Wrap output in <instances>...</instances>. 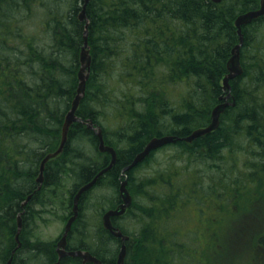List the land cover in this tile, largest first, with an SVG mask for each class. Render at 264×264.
Wrapping results in <instances>:
<instances>
[{
  "label": "trees",
  "instance_id": "16d2710c",
  "mask_svg": "<svg viewBox=\"0 0 264 264\" xmlns=\"http://www.w3.org/2000/svg\"><path fill=\"white\" fill-rule=\"evenodd\" d=\"M259 3L91 0L86 13L92 70L77 112L84 122L72 125L64 152L47 164L43 189L37 191L40 163L59 147L77 95L84 0H0V264H9L12 256L13 264L58 262L57 242L36 236L38 207L57 206L67 222L78 189L111 162L110 154L100 152L96 132L85 124L88 120L102 128L118 159L82 196L67 248L89 251L105 264L117 263L122 241L104 228L102 216L122 203L123 168L152 138H185L211 123L213 109L228 94L223 79L239 42L235 20ZM243 33L244 73L231 81L236 105L227 108L213 133L169 145L186 163L182 174L173 178L175 170L168 168L139 181L135 172L156 152L129 171L133 204L124 216L113 219L130 236L126 264L179 260V252H185L180 247L185 246L176 241L179 232L170 223L191 205L201 206V198L210 194L199 167L220 160L224 150L247 163L237 190L264 187V17L244 26ZM66 181L72 183L67 190ZM90 210L95 213L88 215ZM20 214L22 246L17 249ZM128 217L137 230L121 224ZM61 264L82 260L65 258ZM191 264H197L194 257Z\"/></svg>",
  "mask_w": 264,
  "mask_h": 264
},
{
  "label": "rangeland",
  "instance_id": "374dc122",
  "mask_svg": "<svg viewBox=\"0 0 264 264\" xmlns=\"http://www.w3.org/2000/svg\"><path fill=\"white\" fill-rule=\"evenodd\" d=\"M180 154L174 145L166 146L156 151L152 160L137 170L135 176L141 181L171 168L175 170L173 178H176L179 172L182 174L180 168L186 164ZM204 165L199 168L210 194L204 200L201 198V206L197 203L191 205L170 223L171 229L179 232L180 239L176 241L185 246L180 247L185 252H179V260L175 264H191L193 257L197 264H264V187L237 190L236 182L240 184L243 181L241 174L246 171L247 163L241 157L228 154L226 150L222 152L220 160ZM65 185L67 190L72 183L66 181ZM94 204L91 200V207ZM38 208L37 238L58 243L67 224L62 218L64 213L52 205ZM92 211H88V215L95 213ZM121 221L128 231H135L139 227L130 217ZM180 259H187L188 262Z\"/></svg>",
  "mask_w": 264,
  "mask_h": 264
},
{
  "label": "water",
  "instance_id": "95a60500",
  "mask_svg": "<svg viewBox=\"0 0 264 264\" xmlns=\"http://www.w3.org/2000/svg\"><path fill=\"white\" fill-rule=\"evenodd\" d=\"M91 0H84L83 10L79 14V20L81 22H86L85 25V31H84V44L82 47L81 55H80V70L78 73V79H79V86L77 90V95L75 96L73 103H72V109L67 115L65 122L62 127V138L60 145L58 149L54 152H51L46 155V157L41 161L40 168H39V177L37 179V182L39 184L38 189L41 188V186L44 183V172L46 165L49 162L54 161L57 159L62 153L64 152V149L69 141V132L72 127V125L75 122H83V120L79 117H77V111L79 109L80 103L83 99V97L86 94L87 89V82L90 80L91 77V70H92V54L91 50L89 48V21L86 13V7L88 3ZM213 3H220L223 0H211ZM264 16V0H261L259 8L245 12L237 17L235 20V27L237 28L238 36H239V43L233 48L232 50V57L228 61L227 68H228V74L225 76L223 80V88L225 91H228V94L224 97H221L220 100H225V102L218 104L212 111V120L211 124L205 128H198L195 129L190 136L187 138H180L175 135H165L161 137H154L152 138L144 148V150L136 155L134 158L133 164L129 165L125 168L123 172V178L120 180V186H119V194L122 198V204L118 207L116 211H110L108 214H106L104 219V225L107 228V230L113 232V223L111 220V216H121L123 215L126 210L132 205L133 197L130 193V190L128 188V179H127V171L133 166L137 165L140 162H143L145 159H147L154 151L163 148L170 144H175L178 141H184L186 143H192L194 139L204 137L207 134H210L211 132L215 131L220 124L221 116L226 112L228 107H233L236 105L235 100L233 99V102H229V99L232 98V87L230 82L240 76L243 75L244 69L241 64V48L244 44V34H243V26L251 24L253 21L260 19ZM87 126L89 129H92L96 132L97 137L99 138V150L102 153H108L111 155V162L110 164L103 168L98 174L87 184L82 186L79 189L78 195L76 197V202L78 201V198L86 191L94 187L100 178H102L105 174H107L116 164L117 162V152L112 146H107L104 141L103 137V130L101 127H96L92 120H88ZM31 195L28 197V202L31 199ZM75 212L77 214V204L75 205ZM74 220H70L68 224L65 227L64 234L58 243V251L60 254V257H64L66 255L70 256H81L85 259V262L88 261H94L96 264H102L100 261L94 259L87 253L82 252H70L66 253L64 252V249L66 248L68 244V236L72 230V224ZM116 236H121V233L113 232ZM125 239V238H124ZM127 255V248L124 245L122 248V251L118 257L117 264H125V259Z\"/></svg>",
  "mask_w": 264,
  "mask_h": 264
},
{
  "label": "bare ground",
  "instance_id": "6f19581e",
  "mask_svg": "<svg viewBox=\"0 0 264 264\" xmlns=\"http://www.w3.org/2000/svg\"><path fill=\"white\" fill-rule=\"evenodd\" d=\"M224 1V0H223ZM222 1V2H223ZM221 3V2H220ZM89 4V3H88ZM217 4H219V3H217ZM84 5V4H83ZM88 6V5H87ZM86 9H87V7H86ZM82 10H83V7H82ZM82 10H81V12H82ZM253 10H255V9H253ZM250 11H252V10H250ZM89 48H90V45H89ZM82 51V50H81ZM92 60H93V58H92ZM225 78V77H224ZM87 84H88V82H87ZM230 84H231V82H230ZM231 87H232V85H231ZM224 89V88H223ZM225 91V90H224ZM86 92H87V89H86ZM225 92H228V91H225ZM86 95V94H85ZM222 97H224V96H222ZM84 98V97H83ZM83 100V99H82ZM82 102V101H81ZM81 104V103H80ZM80 107V106H79ZM72 109V108H71ZM79 110V109H78ZM71 111V110H70ZM69 111V112H70ZM78 112V111H77ZM69 114V113H68ZM67 114V115H68ZM67 117V116H66ZM77 117H79L78 115H77ZM80 118V117H79ZM82 119V118H81ZM83 120V119H82ZM84 122V121H83ZM75 123H79V122H75ZM74 123V124H75ZM211 124V123H210ZM209 124V125H210ZM208 125V126H209ZM219 126H220V124H219ZM207 127V126H206ZM202 128H205V127H202ZM219 128V127H218ZM217 128V129H218ZM216 129V130H217ZM92 130V129H91ZM215 130V131H216ZM214 132V131H213ZM213 132H211V133H213ZM210 133V134H211ZM208 135V134H207ZM206 136V135H205ZM103 137H104V133H103ZM185 138H187V137H185ZM99 139V138H98ZM182 139H184V138H182ZM198 139V138H197ZM196 139H194V141H195ZM104 141H105V139H104ZM193 141V142H194ZM105 144H106V142H105ZM107 145V144H106ZM107 146H109V145H107ZM146 147V146H145ZM114 148V147H113ZM115 149V148H114ZM116 150V149H115ZM144 150V149H143ZM101 152V151H100ZM117 152V151H116ZM142 152V151H141ZM140 152V153H141ZM139 154V153H138ZM137 154V155H138ZM46 157V156H45ZM44 157V158H45ZM136 157V156H135ZM118 159V158H117ZM146 160V159H145ZM144 160V161H145ZM133 161H134V159H133ZM133 161L129 164V165H132L133 164ZM143 161V162H144ZM143 162H140L139 164H137L136 166L135 165H133L130 169H129V171H131L133 168H136V167H138L140 164H142ZM50 163V162H49ZM117 163V162H116ZM116 165V164H115ZM129 165H127L126 167H128ZM47 166V165H46ZM126 167H124L123 168V170H122V176H123V172H124V170H125V168ZM45 170H46V168H45ZM129 171H127V178H128V173H129ZM44 178H45V172H44ZM38 183V182H37ZM87 184V183H86ZM85 185V184H84ZM84 185H82V186H84ZM81 186V187H82ZM96 186V185H95ZM94 186V187H95ZM42 187V186H41ZM80 187V188H81ZM94 187H92L91 189H89L88 191H86V192H84L79 198H78V201L76 202V197H77V195H78V192H79V189H78V191H77V193H76V195L74 196V198H73V210H72V215L69 217V219H68V221H67V224H68V222L70 221V220H74V222H73V224H72V228H73V225H74V223H75V221L76 220H78V217H79V211H80V201H81V198H82V196L84 195V194H86L87 192H89L90 190H92ZM41 189V188H40ZM43 189V188H42ZM41 189V190H42ZM37 191H39V189L37 190ZM30 196V195H29ZM28 196V197H29ZM31 196L33 197V194H31ZM28 197H27V199H28ZM31 197V198H32ZM133 197V196H132ZM69 198V197H68ZM65 199H67V198H65ZM31 200V199H30ZM30 200L28 201V202H24L23 204H22V207L24 208V207H26L27 205H28V203L30 202ZM68 200V199H67ZM65 204V203H64ZM66 204H67V201H66ZM77 204V214H76V212H75V205ZM122 204V203H121ZM120 204V205H121ZM132 204H133V202H132ZM119 205V206H120ZM67 206H68V204H67ZM119 206H117L116 208H112V209H109V210H107L105 213H104V215H103V218H102V223H103V226H104V228L107 230V228L105 227V225H104V219H105V216H106V214H108L110 211H116L117 209H118V207ZM132 206V205H131ZM130 206V207H131ZM129 207V208H130ZM46 208V207H45ZM52 208V207H51ZM69 208V207H68ZM128 208V209H129ZM43 209V208H42ZM41 209V210H42ZM53 209V208H52ZM128 209L126 210V212L128 211ZM46 210V209H45ZM54 210V209H53ZM48 212V211H47ZM126 212L123 214V215H121V216H115V215H113V216H111V220H112V223H113V219L114 218H120V217H122V216H124L125 214H126ZM63 213H65V212H63ZM71 213V212H70ZM43 214H45L44 212H43ZM46 214H48V213H46ZM39 215V214H38ZM35 217H36V215H35ZM67 217V216H66ZM32 218H34V217H32ZM37 218V217H36ZM36 218H34V219H36ZM62 218H64V216L62 217ZM33 219V220H34ZM37 220V219H36ZM67 220V219H66ZM38 221H39V219H38ZM34 223V222H33ZM66 224V225H67ZM37 227V226H36ZM66 227V226H65ZM22 230H23V219H22V214H20L19 216H18V230H17V233H16V237H15V239H16V242H17V249H19L21 246H22V241H21V239H20V236H21V233H22ZM65 231V230H64ZM72 231V230H71ZM107 231H109V230H107ZM114 237H116V238H119V239H121V241H122V246H121V250H120V253H121V251H122V248H123V246L125 245L126 246V248H127V255H128V246H127V242L130 240V236H128V235H126V234H124L119 228H117L115 225H114V223H113V232H117V233H121V236H116L113 232H111V231H109ZM71 233V232H70ZM64 234V233H63ZM70 235V234H69ZM63 236V235H62ZM62 238V237H61ZM61 238H60V240H61ZM68 238H69V236H68ZM125 238V239H124ZM60 240H59V242H60ZM58 242V243H59ZM58 243H57V253H58V255H59V260H58V262L57 263H55V264H61V260L63 259V258H66V257H70V258H80L81 260H82V264H96L94 261H88V262H85V259L83 258V257H81V256H70V255H66V256H64V257H60V254H59V251H58ZM68 244H67V246H66V248L64 249V252H66V253H70V252H82V253H87V254H89L91 257H93L94 259H96V260H98V261H100L102 264H105L101 259H99L98 257H96L94 254H92L91 252H89V251H86V250H68ZM16 253V250H14L13 251V253H12V255H14ZM120 253H119V255H120ZM127 255H126V258H127ZM119 257V256H118ZM125 261H126V259H125ZM117 262H118V260H117ZM9 264H13V256L11 257V259L9 260ZM117 264V263H116Z\"/></svg>",
  "mask_w": 264,
  "mask_h": 264
},
{
  "label": "flooded vegetation",
  "instance_id": "af4514ba",
  "mask_svg": "<svg viewBox=\"0 0 264 264\" xmlns=\"http://www.w3.org/2000/svg\"><path fill=\"white\" fill-rule=\"evenodd\" d=\"M102 218H103V216H102ZM66 258H70V257H66ZM63 259H65V258H63ZM63 259H62V260H63ZM254 259H256V258H254ZM58 260H59V256H58ZM58 260H57V261H58ZM62 260H61V262H62Z\"/></svg>",
  "mask_w": 264,
  "mask_h": 264
}]
</instances>
